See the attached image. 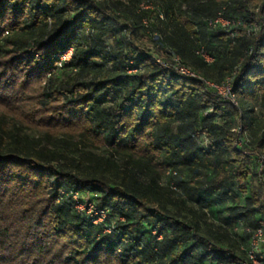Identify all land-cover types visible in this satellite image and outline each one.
<instances>
[{
  "label": "trees",
  "instance_id": "16d2710c",
  "mask_svg": "<svg viewBox=\"0 0 264 264\" xmlns=\"http://www.w3.org/2000/svg\"><path fill=\"white\" fill-rule=\"evenodd\" d=\"M258 229L264 0H0V264H239Z\"/></svg>",
  "mask_w": 264,
  "mask_h": 264
},
{
  "label": "built area",
  "instance_id": "2783aa9c",
  "mask_svg": "<svg viewBox=\"0 0 264 264\" xmlns=\"http://www.w3.org/2000/svg\"><path fill=\"white\" fill-rule=\"evenodd\" d=\"M143 8H151V6L147 2L142 3ZM210 25L212 26H220V27H229L231 24L229 21L223 19L222 17H217ZM71 50L66 51L62 55H59L58 66L60 67L62 63L68 61L71 57ZM202 54V52H201ZM205 61L210 62L211 58L205 54H202ZM157 63L159 65L165 66V64L158 59ZM173 68L176 72L183 76H189L193 78H197L196 75L187 67L180 63L178 57H173ZM210 87L216 89L219 95L224 97H230L231 100L234 101V96L231 91L232 79L228 78L225 83L221 85H214L208 83ZM73 199L76 203V210L79 213L86 215L90 218L94 225L102 224L106 217L107 211L96 209L89 201L87 196L74 194ZM246 261H242L239 264H264V229H258L251 233V241L250 248L246 253Z\"/></svg>",
  "mask_w": 264,
  "mask_h": 264
},
{
  "label": "rangeland",
  "instance_id": "374dc122",
  "mask_svg": "<svg viewBox=\"0 0 264 264\" xmlns=\"http://www.w3.org/2000/svg\"><path fill=\"white\" fill-rule=\"evenodd\" d=\"M98 1H105V0H98ZM145 9H148V8H145ZM144 47H145L146 49H151V48H152L150 43L145 44ZM260 113H261V111H260ZM165 175H166V174H165ZM180 178H182V180H183V179H185V176L182 175ZM165 180H167V179H165V177H164V175H163V179H162V181H165ZM219 180H220V176H219L218 178H215V181H214V183H213V187H214V188L217 187ZM241 198H243V197H240V199H241ZM240 202H241V201L239 200V204H241ZM227 208H229V206H227ZM232 209H233V210H230V213H228V216H229V214H231V216H237V209H235V208H233V207H232ZM228 210H229V209H228Z\"/></svg>",
  "mask_w": 264,
  "mask_h": 264
}]
</instances>
